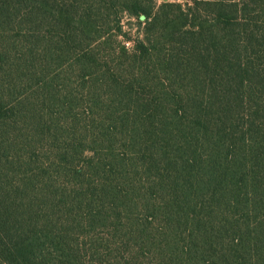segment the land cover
Listing matches in <instances>:
<instances>
[{
	"label": "trees",
	"instance_id": "16d2710c",
	"mask_svg": "<svg viewBox=\"0 0 264 264\" xmlns=\"http://www.w3.org/2000/svg\"><path fill=\"white\" fill-rule=\"evenodd\" d=\"M0 264H264V0H0Z\"/></svg>",
	"mask_w": 264,
	"mask_h": 264
},
{
	"label": "rangeland",
	"instance_id": "374dc122",
	"mask_svg": "<svg viewBox=\"0 0 264 264\" xmlns=\"http://www.w3.org/2000/svg\"><path fill=\"white\" fill-rule=\"evenodd\" d=\"M163 2H178L186 6V4L192 3V0H156V3L158 5ZM121 21L123 31L126 32L127 36L131 39H127V37L119 34L117 36V40L118 42L123 43L127 47L131 48L133 44V41L131 40H134L138 36H141L140 32H142L145 23H139L136 17L130 16L128 14H124Z\"/></svg>",
	"mask_w": 264,
	"mask_h": 264
}]
</instances>
